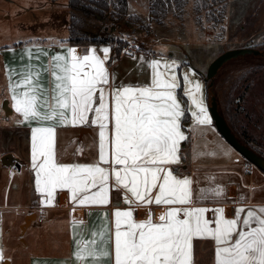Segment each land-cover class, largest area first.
<instances>
[{
    "label": "snow or ice",
    "instance_id": "1",
    "mask_svg": "<svg viewBox=\"0 0 264 264\" xmlns=\"http://www.w3.org/2000/svg\"><path fill=\"white\" fill-rule=\"evenodd\" d=\"M99 51L102 57L95 48L82 56L75 48L53 55L44 69L50 76L48 89L39 84L40 73L31 65L11 86L12 106L23 118L18 123L46 125L31 128L36 190L46 194V203L51 206L56 190L66 189L79 206H105L114 190L128 206L114 211L113 228L102 227L91 240L75 242L78 264L88 258L93 264L101 258L112 264H193V238L214 241L215 264H264V206H237L232 218L225 217L224 207L197 206L224 198L226 189H198L194 200L193 181L170 167L181 163L180 145L188 139L181 124L185 109L176 94V61L165 62V71H160L161 61L152 60L149 85L114 87L105 67L110 49ZM22 55L32 57L33 52ZM183 79L184 95L197 110L192 112L195 123L211 125L202 85L188 74ZM81 125L97 128L98 159L89 164L58 162L56 128ZM84 151L81 146L74 155ZM244 199L241 195L236 203ZM139 210L145 212L140 220L134 215Z\"/></svg>",
    "mask_w": 264,
    "mask_h": 264
},
{
    "label": "crops",
    "instance_id": "2",
    "mask_svg": "<svg viewBox=\"0 0 264 264\" xmlns=\"http://www.w3.org/2000/svg\"><path fill=\"white\" fill-rule=\"evenodd\" d=\"M4 1L7 2L5 10H2L3 5L0 4V12L5 13L4 17H8L14 8L15 11L37 10L49 24L53 34H37L32 28L21 38H13L8 32V37L12 40L0 43V250L4 257L0 264H78L74 255L77 250L75 242L91 240L92 233L102 227L113 228L114 211L124 210L128 206L123 202L122 193L114 190L110 191V203L105 206H79L71 200V193L66 189L56 190L51 206L46 203V194L36 190V169L32 166L31 151V128L46 125H39L35 121L31 126L28 123H18L23 118L12 106L11 86L13 82L21 79V73L31 65L34 71L38 70L40 73L39 84L48 89L50 76L44 69L48 67L53 55L66 54L67 48H75L77 54L82 56L95 48L98 50L97 54L102 57L103 53H99V49L107 45L71 44L67 41L68 0ZM127 13L138 16L130 11ZM32 17L34 18L33 13ZM34 25L43 26L39 22ZM2 39L0 36V40ZM178 46L175 42L166 44L160 40L151 41L134 53L127 54L122 51L119 55H115L114 47L108 46L110 52L105 67L110 74L112 85H149L152 74L149 64L152 60L161 61V67L158 69L160 71H165V62L176 61L178 67L175 68V74L180 83L176 94L187 113L186 118L182 117L181 124L188 139L180 145L181 163L170 167L178 176L188 177L193 181L194 200L198 189L208 190L217 186L226 189L224 198L199 201L197 206L224 207L226 218L234 216V208L237 206H243L246 210L264 206V172L254 166L244 167L246 159L240 158L235 148H229V143H223L221 135L218 138L219 133L216 129L213 130V121L211 125L195 123L192 112L197 110L184 95V75L188 74L194 83L202 85L207 109L208 92L202 70L193 68L187 53ZM177 47L178 51L173 50ZM26 50L33 52L32 57L22 55ZM17 91L21 89L18 88ZM211 141L216 143L215 147ZM81 146L85 151L74 155ZM54 150L60 163H92L98 159V130L95 126L83 125L57 127ZM110 151L109 145V155ZM13 165H18V171H12ZM241 195L245 199L237 204L236 198ZM151 207L153 211H158L157 206ZM105 213L108 214L107 220L104 218ZM134 215L140 220L144 218L145 212L139 210ZM212 215L211 212L206 213L208 218ZM73 221L76 223L73 224ZM192 245L193 264H215V243L212 239L193 238ZM85 264H93V261L88 258ZM95 264L112 262L109 258H101Z\"/></svg>",
    "mask_w": 264,
    "mask_h": 264
},
{
    "label": "rangeland",
    "instance_id": "3",
    "mask_svg": "<svg viewBox=\"0 0 264 264\" xmlns=\"http://www.w3.org/2000/svg\"><path fill=\"white\" fill-rule=\"evenodd\" d=\"M127 3V12L139 16L137 21L131 19L134 23L128 20V13L124 17L112 14V11L117 13L113 5L104 16L76 14L85 33L111 35L114 39H123L126 45H135L138 50L151 41L175 42L187 53L197 71H206L210 62L228 49H264V0H186L181 8L170 5L156 20L150 15L149 0H128ZM0 4L5 10L7 2L0 0ZM72 11L69 8V17ZM3 14L0 12V36L3 38L0 43L12 40L8 32L13 38H21L32 28L37 34H53L37 10L15 11L14 8L8 17ZM38 22L43 26L34 25ZM105 45L112 48L115 43ZM178 47L171 49L178 51ZM205 81L208 91L216 93L220 112L236 136L264 153V57L258 60L251 54L237 57ZM218 135L219 138L220 133ZM222 141L228 143L224 138ZM211 144L216 146L213 141ZM239 156L243 159L240 153Z\"/></svg>",
    "mask_w": 264,
    "mask_h": 264
},
{
    "label": "trees",
    "instance_id": "4",
    "mask_svg": "<svg viewBox=\"0 0 264 264\" xmlns=\"http://www.w3.org/2000/svg\"><path fill=\"white\" fill-rule=\"evenodd\" d=\"M186 0H149L150 4V15L153 19H157L159 16H162L166 9L173 5L176 8H181L185 4ZM114 6L117 10V13L112 11V14H115L119 17H124L127 15V0H117L116 2L111 0H68V6L75 13L70 12L69 17V33L67 37V41L71 44H110L115 43L114 51L115 55H119L122 52L123 47L127 44L123 39H114L111 35H89L85 33L83 30V25L81 24V19L76 12H79L82 15H100L104 16L105 13L109 10L110 6ZM114 9V10H115ZM128 20L131 23L138 20V16L136 15H127ZM131 19H134L132 22ZM252 55V54H251ZM254 56V55H253ZM256 60L260 58L259 56H254ZM207 88V81H205ZM208 92V89H207ZM180 93V90H179ZM187 113L185 112V118ZM253 149L258 151L260 154L264 156V153L260 152L255 147L251 146Z\"/></svg>",
    "mask_w": 264,
    "mask_h": 264
},
{
    "label": "water",
    "instance_id": "5",
    "mask_svg": "<svg viewBox=\"0 0 264 264\" xmlns=\"http://www.w3.org/2000/svg\"><path fill=\"white\" fill-rule=\"evenodd\" d=\"M245 54L264 57V49L255 47H238L225 50L215 57L208 65L206 71H201V74L203 75L204 79L207 80L209 77L214 76L225 63ZM207 105L213 124L220 135L246 160L264 172V156L251 146L242 142L236 136L227 123L225 117L220 112L219 103L215 92L208 91Z\"/></svg>",
    "mask_w": 264,
    "mask_h": 264
},
{
    "label": "built area",
    "instance_id": "6",
    "mask_svg": "<svg viewBox=\"0 0 264 264\" xmlns=\"http://www.w3.org/2000/svg\"><path fill=\"white\" fill-rule=\"evenodd\" d=\"M100 50V49H99ZM138 49L135 47V45H133V44H128V45H126L125 46V48H124V50H123V52L124 53H127V54H130V53H134L135 51H137ZM99 53H102L101 51H99ZM243 166L244 167H249V166H251V163L248 161V160H245V162L243 163ZM12 171L13 172H16V171H18V165H13L12 166Z\"/></svg>",
    "mask_w": 264,
    "mask_h": 264
}]
</instances>
